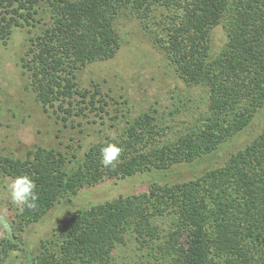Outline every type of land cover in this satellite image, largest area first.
Segmentation results:
<instances>
[{
	"label": "trees",
	"instance_id": "obj_1",
	"mask_svg": "<svg viewBox=\"0 0 264 264\" xmlns=\"http://www.w3.org/2000/svg\"><path fill=\"white\" fill-rule=\"evenodd\" d=\"M128 11L154 16L176 76L188 87L201 86L209 115L168 135L154 111H142L81 158L39 145L25 158L1 156L0 174L29 175L37 199L3 223L0 264L11 252L26 251L21 232L60 198L105 179L192 162L242 131L264 106V0H0V40L14 25L39 24L21 57L36 101L58 102L67 113L73 105L79 112L102 110L96 103H106L104 96L98 88L78 89L76 70L115 55L117 18ZM220 24L226 41L213 54L211 32ZM109 142L122 153L104 167L100 148ZM129 240L139 264H264V127L222 166L193 179L152 182L146 191L69 211L25 264H119L116 249Z\"/></svg>",
	"mask_w": 264,
	"mask_h": 264
},
{
	"label": "rangeland",
	"instance_id": "obj_2",
	"mask_svg": "<svg viewBox=\"0 0 264 264\" xmlns=\"http://www.w3.org/2000/svg\"><path fill=\"white\" fill-rule=\"evenodd\" d=\"M153 20L154 16L141 19L129 11L117 18L120 45L115 55L86 63L76 70L78 89L89 90L90 94L98 88L106 103H96L102 110L88 107L79 112L73 105L80 99L76 96L70 113L59 109L58 102L44 106L36 101L28 84L21 57H25L31 39L39 31V24L12 26L6 41L0 40V157L25 158L29 150L39 145L81 158L91 144L116 136L126 119L142 111H154L159 125L166 128L168 135L184 130L203 113L209 115L206 93L201 86L188 87L176 76L158 42L160 28ZM225 41L226 30L221 24L217 25L211 32V52H218ZM63 106L68 107V102ZM263 127L264 106L255 112L242 131L192 162L178 163L165 170L153 169L124 178L105 179L60 198L39 222L21 232L26 251L11 252L4 264H25L28 256L38 252L40 240L52 237L54 227L69 211L119 195L146 191L152 182L170 184L193 179L210 168L222 166L231 153L249 143ZM11 179L0 174V237L4 234L3 223L13 217L16 208L7 192ZM136 247L133 240L120 245L115 261L139 264ZM16 254L18 257L14 258Z\"/></svg>",
	"mask_w": 264,
	"mask_h": 264
},
{
	"label": "clouds",
	"instance_id": "obj_3",
	"mask_svg": "<svg viewBox=\"0 0 264 264\" xmlns=\"http://www.w3.org/2000/svg\"><path fill=\"white\" fill-rule=\"evenodd\" d=\"M122 148L118 143H105L100 148V162L104 167L114 166L120 159ZM35 181L27 174L14 177L7 184L10 202L23 211L35 206L37 199Z\"/></svg>",
	"mask_w": 264,
	"mask_h": 264
}]
</instances>
